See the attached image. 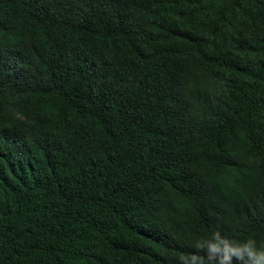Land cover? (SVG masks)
Masks as SVG:
<instances>
[{
	"label": "trees",
	"instance_id": "1",
	"mask_svg": "<svg viewBox=\"0 0 264 264\" xmlns=\"http://www.w3.org/2000/svg\"><path fill=\"white\" fill-rule=\"evenodd\" d=\"M213 232L264 243V0H0V264Z\"/></svg>",
	"mask_w": 264,
	"mask_h": 264
},
{
	"label": "clouds",
	"instance_id": "2",
	"mask_svg": "<svg viewBox=\"0 0 264 264\" xmlns=\"http://www.w3.org/2000/svg\"><path fill=\"white\" fill-rule=\"evenodd\" d=\"M193 247L201 254L182 257V264H264V243L254 238L235 240L213 232L197 240Z\"/></svg>",
	"mask_w": 264,
	"mask_h": 264
},
{
	"label": "rangeland",
	"instance_id": "3",
	"mask_svg": "<svg viewBox=\"0 0 264 264\" xmlns=\"http://www.w3.org/2000/svg\"><path fill=\"white\" fill-rule=\"evenodd\" d=\"M214 12V10H212ZM209 87L211 92H213V94H220V86L219 83L217 81H215L214 79H211L209 82Z\"/></svg>",
	"mask_w": 264,
	"mask_h": 264
}]
</instances>
